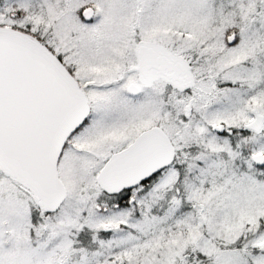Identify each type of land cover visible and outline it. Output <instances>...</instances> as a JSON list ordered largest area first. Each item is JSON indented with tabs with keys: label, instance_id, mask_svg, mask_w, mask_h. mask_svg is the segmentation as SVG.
<instances>
[{
	"label": "snow or ice",
	"instance_id": "snow-or-ice-1",
	"mask_svg": "<svg viewBox=\"0 0 264 264\" xmlns=\"http://www.w3.org/2000/svg\"><path fill=\"white\" fill-rule=\"evenodd\" d=\"M0 264H264V0H0Z\"/></svg>",
	"mask_w": 264,
	"mask_h": 264
}]
</instances>
